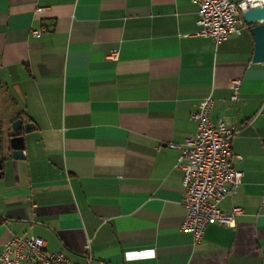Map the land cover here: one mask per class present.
I'll return each instance as SVG.
<instances>
[{"label": "crops", "instance_id": "crops-1", "mask_svg": "<svg viewBox=\"0 0 264 264\" xmlns=\"http://www.w3.org/2000/svg\"><path fill=\"white\" fill-rule=\"evenodd\" d=\"M198 18L192 0H0V93L34 124L24 158L0 141V253L18 234L78 264H264V63L249 26L216 44ZM208 95L238 129L220 206L242 213L195 245L169 144Z\"/></svg>", "mask_w": 264, "mask_h": 264}, {"label": "built area", "instance_id": "built-area-1", "mask_svg": "<svg viewBox=\"0 0 264 264\" xmlns=\"http://www.w3.org/2000/svg\"><path fill=\"white\" fill-rule=\"evenodd\" d=\"M198 6V35L213 39L216 44L232 34H241L246 26L242 12L249 8L264 6V0H192ZM259 23H262L260 20ZM44 29V28H43ZM35 30V34H40ZM113 52L112 57H116ZM239 82H235L232 99H237ZM214 99L205 97L199 109L192 113L196 122L195 134L183 143L171 142V148L180 154L177 166L183 172V204L186 207L182 230L192 233L193 244L202 242L210 224L237 226L236 217L242 213L240 206L229 211L221 208L220 202L232 197L242 184L243 172L234 165L238 157L232 151V139L238 133L236 126H227L222 119L210 116ZM90 248L89 245L86 246ZM88 254V264L92 263ZM0 264H78L71 261L62 250H49L46 240L38 235L13 234L0 253Z\"/></svg>", "mask_w": 264, "mask_h": 264}, {"label": "water", "instance_id": "water-1", "mask_svg": "<svg viewBox=\"0 0 264 264\" xmlns=\"http://www.w3.org/2000/svg\"><path fill=\"white\" fill-rule=\"evenodd\" d=\"M242 17L254 39V51L252 55L253 63H264V6L249 8L242 12ZM262 23H259V21ZM34 127L31 122H25L23 118L15 119L11 125L9 135L10 156L14 159L24 158L25 136L21 131L27 132ZM2 173V160L0 159V176Z\"/></svg>", "mask_w": 264, "mask_h": 264}, {"label": "rangeland", "instance_id": "rangeland-1", "mask_svg": "<svg viewBox=\"0 0 264 264\" xmlns=\"http://www.w3.org/2000/svg\"><path fill=\"white\" fill-rule=\"evenodd\" d=\"M3 96H2V94L0 93V103H1V105H0V112H1V115H0V122H1V126H2V130H0V141H1V139L3 138V135H4V139H5V137L8 139V134H9V132L7 133V134H5L7 131H8V129L10 130V120L12 119V116L13 115H15V114H18V113H20V112H17V111H19V108H17L16 107V105L14 104H11L10 102H8V100H7V98H2ZM15 112H17V113H15ZM15 113V114H14ZM21 115V114H20ZM8 121V124H5V123H3L4 121ZM13 122V121H12ZM5 125V126H4ZM4 129V130H3ZM30 133V135H32V133L31 132H29ZM10 134H11V132H10ZM9 134V135H10ZM33 136V135H32ZM27 140L29 139V140H35V139H33V138H31V137H27L26 138ZM27 140H26V144H27Z\"/></svg>", "mask_w": 264, "mask_h": 264}, {"label": "trees", "instance_id": "trees-1", "mask_svg": "<svg viewBox=\"0 0 264 264\" xmlns=\"http://www.w3.org/2000/svg\"><path fill=\"white\" fill-rule=\"evenodd\" d=\"M20 114H22V113H18V114L13 115L11 121H14L15 119L21 117Z\"/></svg>", "mask_w": 264, "mask_h": 264}, {"label": "flooded vegetation", "instance_id": "flooded-vegetation-1", "mask_svg": "<svg viewBox=\"0 0 264 264\" xmlns=\"http://www.w3.org/2000/svg\"><path fill=\"white\" fill-rule=\"evenodd\" d=\"M10 134V133H9ZM9 134H8V138H9Z\"/></svg>", "mask_w": 264, "mask_h": 264}]
</instances>
